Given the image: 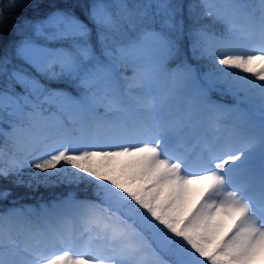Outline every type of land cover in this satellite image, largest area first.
I'll list each match as a JSON object with an SVG mask.
<instances>
[{
    "label": "snow or ice",
    "instance_id": "snow-or-ice-1",
    "mask_svg": "<svg viewBox=\"0 0 264 264\" xmlns=\"http://www.w3.org/2000/svg\"><path fill=\"white\" fill-rule=\"evenodd\" d=\"M46 7L0 45V264H264V0Z\"/></svg>",
    "mask_w": 264,
    "mask_h": 264
},
{
    "label": "trees",
    "instance_id": "trees-1",
    "mask_svg": "<svg viewBox=\"0 0 264 264\" xmlns=\"http://www.w3.org/2000/svg\"><path fill=\"white\" fill-rule=\"evenodd\" d=\"M22 4H29L31 7L27 8H17L12 10H6L5 16L7 20L3 24H0V45L8 44L14 37L11 25L17 22L21 17L28 16L30 18H40L48 11L46 7L47 4L51 3L52 0H19ZM40 5V7H36ZM215 28L219 30L220 25H216ZM206 66H210L211 60H206L203 62ZM214 98H219L214 95ZM221 99L222 103L231 104L233 103V98L231 96H224ZM12 187V185H8ZM67 191H74L78 199L91 198V193L89 190H86L83 186L79 188L66 189L63 186L60 187H39L38 189H27V188H14L13 189V198L19 197V203L37 205L41 201L49 202L58 197H62L66 194Z\"/></svg>",
    "mask_w": 264,
    "mask_h": 264
}]
</instances>
